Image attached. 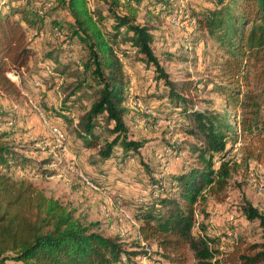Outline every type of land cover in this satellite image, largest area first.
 Segmentation results:
<instances>
[{
  "label": "trees",
  "instance_id": "16d2710c",
  "mask_svg": "<svg viewBox=\"0 0 264 264\" xmlns=\"http://www.w3.org/2000/svg\"><path fill=\"white\" fill-rule=\"evenodd\" d=\"M225 1L215 0L217 9L194 11L192 17L225 49L215 90L224 98L227 109L223 114L187 108L180 111L189 119L188 134L198 140L191 145L198 164L183 161L180 170L168 174L176 184L175 195L165 189L162 180L153 177L143 157L148 142L136 138L128 124L136 112L129 107V81L119 44L136 51L139 61L153 73L156 84L169 91L171 99L188 103L183 94L189 95L194 86L185 82L178 92L156 52L153 27L139 20L144 0H101L108 7L107 15L92 10L90 0L51 1L55 4L52 10L70 16V21L54 22L59 32L66 30L71 44L80 45L85 54L80 62L83 81L63 100L59 115L74 124L67 114L76 108L79 99L71 100L81 87L85 88V94L92 92V104L81 108L83 114L73 129L82 148L97 149L104 161L120 151L124 164L140 159L149 179L154 180L150 187L156 185L157 189H150L151 199L139 209L141 225L135 240L138 245H155L156 252L144 251V247L140 252L128 251L119 236L104 235L94 224L76 217L60 199L47 196L26 179L14 178L10 174L14 167H29L34 162L16 151L11 143L13 132L0 126V264H141V254L158 264L164 263L156 256L170 264H189V251L197 264H264V244H248L240 239L222 262L219 250L213 246L215 239L194 232L202 193L207 189L224 191L228 185L234 164L232 159H225L231 152L229 139L235 140L240 130L242 137L254 141L256 132L264 130L259 123L260 95L253 86H261L264 96V0H241L234 2V7L224 5ZM16 2L0 0V96L15 99L22 93L8 75L20 74L32 56L24 24L31 28L44 22L39 7ZM154 4L161 7L160 11L170 9L169 0H155ZM18 15L20 19H16ZM176 107L172 106L173 111ZM250 156L258 160L259 150L257 154L251 151ZM242 212L249 221L260 219L264 226V215L252 205L246 204ZM201 228L206 229L204 225Z\"/></svg>",
  "mask_w": 264,
  "mask_h": 264
},
{
  "label": "rangeland",
  "instance_id": "374dc122",
  "mask_svg": "<svg viewBox=\"0 0 264 264\" xmlns=\"http://www.w3.org/2000/svg\"><path fill=\"white\" fill-rule=\"evenodd\" d=\"M48 1L20 0L19 3L39 7L44 22L31 28L24 24L32 51L31 60L20 74L8 75L18 85L21 96L17 99L0 96L1 128L13 132L11 143L16 151L34 162L28 164L29 167H14L10 174L16 179L32 182L47 196L60 199L76 217L86 224H94L104 235L119 236L128 251L149 249L155 253V245H138L135 240L141 225L139 209L151 199L150 189H157L156 185L150 187L154 180L149 179L140 159L133 158L124 164L120 151L118 156L104 161L97 149L82 148L73 129L83 114L81 108H89L92 104V92L85 94V88L81 87L80 94L71 100L79 99L76 108L67 114L74 124L59 115L63 100L70 97L83 81L80 62L85 54L80 45L71 44L65 36L66 30L60 33L54 24L55 21H70V16L52 10L55 4ZM154 2L144 0L139 8V20L153 27L156 52L177 84L178 92L185 82L193 83L190 94H183L189 102L171 99L169 91L156 84L153 73L127 44H119L118 51L129 81V107L136 112L128 124L136 138L148 142L143 157L149 162L153 177L162 180L165 189L175 195L178 190L168 174L180 170L183 161L198 164L191 150V145H196L198 140L188 134L189 119L180 111L187 108L189 111L225 113V100L216 92L215 86L220 83L217 77L219 64L226 53L217 39L201 30L196 18L192 17L194 11L217 9L215 0H169L168 11H160L161 7ZM234 2L241 0H226L224 5L234 7ZM44 3L45 7L41 8ZM90 8L108 14V7L101 0H90ZM20 17L18 15L16 19ZM62 72L65 74L61 76ZM253 86L260 95L259 123L263 129L264 96L261 86L256 83ZM172 106L177 109L173 111ZM261 131L256 132L254 141L252 137H242L240 130L235 140L229 139L231 152L225 159H232L234 164L228 185L224 191L205 190L196 207L198 224L194 232L215 239L213 246L219 250L218 258L222 262L240 239L248 244H264L261 220L249 221L242 212V208L250 204L264 215V130ZM258 150L260 158L257 160L250 153L257 154ZM188 254L189 264H197L193 253L189 251ZM156 258L170 264L161 256ZM139 262L159 263L151 262L146 254H141Z\"/></svg>",
  "mask_w": 264,
  "mask_h": 264
},
{
  "label": "built area",
  "instance_id": "2783aa9c",
  "mask_svg": "<svg viewBox=\"0 0 264 264\" xmlns=\"http://www.w3.org/2000/svg\"><path fill=\"white\" fill-rule=\"evenodd\" d=\"M55 130L58 132V130H57V129H55ZM226 160L228 161V160H230V159H226Z\"/></svg>",
  "mask_w": 264,
  "mask_h": 264
}]
</instances>
